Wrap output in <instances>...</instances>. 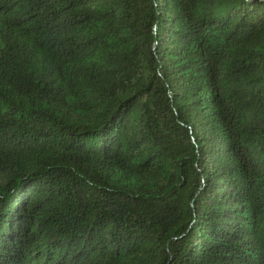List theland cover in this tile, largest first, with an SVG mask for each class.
Returning a JSON list of instances; mask_svg holds the SVG:
<instances>
[{"label": "trees", "instance_id": "1", "mask_svg": "<svg viewBox=\"0 0 264 264\" xmlns=\"http://www.w3.org/2000/svg\"><path fill=\"white\" fill-rule=\"evenodd\" d=\"M0 264H264V0H0Z\"/></svg>", "mask_w": 264, "mask_h": 264}]
</instances>
